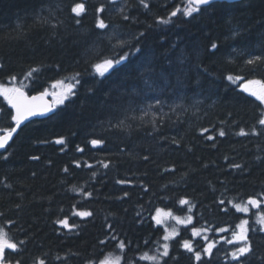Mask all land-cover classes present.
I'll return each instance as SVG.
<instances>
[{"label": "trees", "instance_id": "trees-1", "mask_svg": "<svg viewBox=\"0 0 264 264\" xmlns=\"http://www.w3.org/2000/svg\"><path fill=\"white\" fill-rule=\"evenodd\" d=\"M81 2L86 12L77 17L71 9ZM145 2L147 8L140 0H0V83L37 93L63 81L74 93L52 116L23 126L0 153V225L18 244L11 256L20 264H100L110 253L121 264H201L184 240L201 252L218 243L212 257L202 253L207 264H238L230 253L240 244L226 239L244 219L253 251L242 260L264 264L257 223L264 212V103L242 89L246 80H264V63H247L264 58V0L216 2L193 17L182 14L187 0ZM177 8L172 22H160ZM98 19L108 27L98 28ZM129 52L97 74L96 63ZM0 105V127L12 126V112ZM93 139L103 143L93 147ZM250 197L261 207L237 212L233 204ZM157 209L192 223L157 225ZM64 218L75 227L57 223ZM193 228L206 231L196 238ZM166 229L176 233L167 241ZM165 243L168 257L161 255Z\"/></svg>", "mask_w": 264, "mask_h": 264}, {"label": "snow or ice", "instance_id": "snow-or-ice-1", "mask_svg": "<svg viewBox=\"0 0 264 264\" xmlns=\"http://www.w3.org/2000/svg\"><path fill=\"white\" fill-rule=\"evenodd\" d=\"M115 2V0H113ZM213 0H188L187 6L183 9V16L185 17H193L194 13H200L202 11V6L204 7H211ZM140 3L147 8L148 4L145 2V0H140ZM71 11L75 13L77 17L81 16L86 12V6L83 2L76 3ZM98 13H102L104 11V6H100L96 9ZM181 9L177 8L175 11L171 12L169 17L167 19H161V23L168 24L172 22V17H176L177 13L180 12ZM125 19H128V17H124ZM76 23H80L79 20L76 21ZM100 29H105L108 27V25L105 24L103 19L97 20V25ZM141 36L143 33L140 34ZM121 45L124 44L123 41L120 42ZM218 45L216 43L211 44V49L215 50L217 49ZM140 49L136 48L135 52H139ZM133 53H125L123 55H120L118 58H106L102 60L100 63H96L94 65V68L98 75L104 76L107 72L114 69L117 65L121 64L122 62L126 61L129 57V55H132ZM249 65H254L258 63H264V58L262 57H255L254 59H249L247 61ZM36 70L33 69L27 74L26 78L32 77L33 73ZM229 81H238L243 80L244 78L241 76H232L229 75L227 77ZM12 81L16 80V77H11ZM63 81H57V84H62ZM242 89L245 93H249L251 96L256 97L257 100H259L261 103H264V80L260 79H249L246 80L242 84ZM50 93L45 90L40 92L38 95H28L24 91V86L21 85L20 87H16L15 85L8 87L4 84L0 83V96L4 98V100L7 101L8 105L11 106V109H14V114L11 115V120L15 122V126H9L7 128L0 129V132L3 133V135H0V149H3L6 147L8 142L13 138V134L17 132L18 129L21 128V126L24 124L25 121L29 120L30 117L35 116H44L48 113L53 112L56 105L63 104L64 100L68 98V95H74L72 92V86L69 85L67 89V93L63 96L55 98L52 103H48L45 100V97L49 96ZM51 95L55 96V93H51ZM159 103V101H157ZM259 125L264 126V116H262L258 120ZM204 131H207L205 129ZM240 135H247V133L241 129ZM220 136H224L225 132L221 130L219 132ZM208 139H213V137L209 136ZM57 144H64L65 141L63 138L57 139L55 141ZM91 145L93 147H97L103 143L100 139H93L90 141ZM77 151L83 152V148H77ZM32 159L36 160L39 159V157L33 156ZM147 159V157H145ZM79 166V165H77ZM104 167H108L107 164H104ZM233 167L239 168L240 165H233ZM67 171V169H65ZM95 175V173H93ZM118 183H125V181L121 180L118 181ZM87 196H91V193H85ZM127 195V193H125ZM189 202L185 199L180 200L181 205L188 204ZM221 203H224V201H221ZM231 203V202H230ZM262 201L256 198H248L246 203H236L233 204V207L237 212L247 213L249 211V206H252L253 208L259 209L261 207ZM76 216L80 217H91L93 215L90 211H78L73 213ZM162 217H171L174 219L178 224H186L191 223L192 218L188 217L187 220H181L178 216H173L172 213L165 212L162 209L156 210V215L153 217V219L156 221L157 224L162 223ZM57 223L62 225L64 228L71 229L72 227H75L74 225H70L67 218L59 219L57 220ZM257 223L260 224V231L264 232V212H260L257 218ZM248 225V220H241L240 224L237 225V228L240 230L239 232H233V239L227 240L226 242L229 244L233 243H239L240 246L236 247L231 253L230 256L232 260L237 261L238 264H244V261L242 258L247 257L249 254L252 253L253 249L251 246V243L248 239L247 232L248 229L245 227ZM110 227V226H109ZM166 234L164 235L163 239L165 241L169 240L171 237L169 234H167V229L165 230ZM201 229L193 228L192 235L193 236H199L201 234ZM220 232L227 231V229L220 228ZM175 230H173L172 235H175ZM115 239V237H113ZM204 239L207 241V236L204 237ZM20 244H23V241L19 242ZM101 243H104V241H101ZM117 247L121 250L125 248V243L123 241H120L117 245ZM182 247L189 253H193L194 258L197 262H201V264H207V261H202V253L208 257H212L213 255V249L216 247L215 242H208L205 247H203L202 252L199 250H195L193 247V244L190 240H184L182 243ZM6 250H10L11 252H17L18 251V244L14 242L9 235L8 231H6L3 227H0V264H12L11 260H8L6 257ZM163 257L169 256V245L165 243L163 245V252L161 253ZM142 259L157 261L158 258L156 256H148L145 254ZM16 264H20L19 261H16ZM39 264H45V261L41 259L39 261ZM100 264H121V257L119 255L109 254L105 257L102 261H100ZM164 264H167V261L164 262Z\"/></svg>", "mask_w": 264, "mask_h": 264}, {"label": "rangeland", "instance_id": "rangeland-1", "mask_svg": "<svg viewBox=\"0 0 264 264\" xmlns=\"http://www.w3.org/2000/svg\"><path fill=\"white\" fill-rule=\"evenodd\" d=\"M111 1V0H110ZM123 5V3H121L120 4V6H122ZM8 87H11V86H8ZM73 88V87H72ZM55 90H54V92H52V93H55V96H53L52 95V97L55 99V98H57V97H60V96H63V94H62V91L64 90V89H68V86H62L61 84H56L55 85V88H54ZM164 211V210H163ZM165 212H167V211H165ZM249 212H250V209H249ZM245 214H248V213H245ZM188 217H190V216H186V217H183L181 220H187V218ZM174 221V222H176L174 219H172L171 217H162V223H160V224H157L156 223V221H155V223L157 224V225H161V226H167L168 225V223L170 222V221ZM244 220H247V219H244ZM177 223V222H176ZM191 223H192V221H191ZM191 223H186V224H184V225H188V224H191ZM178 224V223H177ZM182 225V224H181ZM247 229H248V225H246L245 226ZM169 228H170V226H169ZM240 230L238 229L237 230V232H239ZM172 233H173V231L171 230V229H169V232H168V234L170 235V237L172 238V237H174L175 235H172ZM247 234H248V232H247ZM200 236V235H199ZM196 238H198V236H195ZM227 237V236H226ZM231 239H233V235H230V236H228V238L226 239V241L227 240H231ZM212 242H215V244L217 245L218 243L216 242V241H212ZM233 244H239V243H233ZM214 250V249H213Z\"/></svg>", "mask_w": 264, "mask_h": 264}, {"label": "water", "instance_id": "water-1", "mask_svg": "<svg viewBox=\"0 0 264 264\" xmlns=\"http://www.w3.org/2000/svg\"><path fill=\"white\" fill-rule=\"evenodd\" d=\"M116 1H117V0H116ZM239 1H242V0H213L212 4H213V3H216V2L235 3V2H239ZM202 7H204V6H202ZM36 95H38V94H36ZM45 100H46L48 103H52V101L49 99V96L45 97ZM55 111H56V108L53 110V112L48 113L47 115L30 117L29 120L25 121L24 124H23L22 126H24L27 122H29V121L32 120V119L48 117V116L54 114ZM22 126H21V127H22ZM19 130H20V129H18L17 132L13 134V138H14L15 135L19 132ZM13 138H12V139H13ZM12 139L8 142V144L12 141ZM8 144L6 145V147L8 146ZM6 147H5V148H6ZM5 148H3V149H5ZM3 149H0V151L3 150Z\"/></svg>", "mask_w": 264, "mask_h": 264}, {"label": "flooded vegetation", "instance_id": "flooded-vegetation-1", "mask_svg": "<svg viewBox=\"0 0 264 264\" xmlns=\"http://www.w3.org/2000/svg\"><path fill=\"white\" fill-rule=\"evenodd\" d=\"M11 253L12 252L10 250H6V257L8 260L12 261V264H16V260L12 258Z\"/></svg>", "mask_w": 264, "mask_h": 264}]
</instances>
